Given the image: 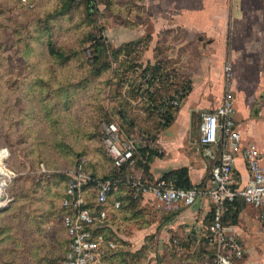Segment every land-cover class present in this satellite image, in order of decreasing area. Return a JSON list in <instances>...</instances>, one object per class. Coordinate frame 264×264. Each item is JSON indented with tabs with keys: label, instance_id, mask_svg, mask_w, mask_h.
Listing matches in <instances>:
<instances>
[{
	"label": "rangeland",
	"instance_id": "1",
	"mask_svg": "<svg viewBox=\"0 0 264 264\" xmlns=\"http://www.w3.org/2000/svg\"><path fill=\"white\" fill-rule=\"evenodd\" d=\"M146 1L96 0L89 14L84 0H0V264H64L69 242L61 200L68 178L82 155L94 171L110 167L104 140L111 124L136 148L151 147L156 157L163 156L159 138L178 112L166 130L161 125L168 110L175 113L170 102L181 93L179 82L191 94L192 66L203 53L199 45L229 44L222 64L224 93L228 90L225 64L232 62L233 47L245 43L247 25L223 17L232 10L239 13V0H202L198 5ZM245 1L255 5V0ZM254 5L249 11L255 12ZM191 8L196 10L193 20H177ZM249 23L256 43V22ZM142 39L131 55L112 52ZM49 42L72 60L60 64L52 59ZM99 43L103 45L95 51ZM254 59L246 71L242 65L239 71L234 68L230 80L240 77L246 89L263 81V92L255 103L247 99V108L260 120L254 132L264 141V69L262 73ZM159 61L172 67L176 62L178 70L165 66L152 81L149 66ZM166 75L174 83L167 84ZM203 114L193 118L195 131ZM177 212L160 206L125 221L122 234L134 239L128 240L129 249L140 256L134 264H183L180 258L198 256L199 250L178 246L186 234L169 228ZM256 217L245 206L238 224L247 233L249 254L264 256V232ZM138 225H146V233L139 234Z\"/></svg>",
	"mask_w": 264,
	"mask_h": 264
},
{
	"label": "built area",
	"instance_id": "2",
	"mask_svg": "<svg viewBox=\"0 0 264 264\" xmlns=\"http://www.w3.org/2000/svg\"><path fill=\"white\" fill-rule=\"evenodd\" d=\"M225 73L230 83L234 75L231 62L225 64ZM181 95L177 94L170 105L179 106ZM200 131V141L205 146L223 142L220 162L212 170L213 188H177L171 181L160 178L152 182L142 176L129 177L128 185L133 199H142L145 206L155 211L162 206L167 212H177L183 205L191 206L205 197L213 200L215 216L206 236V244L212 253L202 264H234L247 255V246L239 236L237 225L224 224V214L228 204L242 199L258 210V219L264 232V155L253 142L243 146L242 134L235 120V98L229 86L220 105L212 112L203 114ZM104 144L118 169L127 163L131 166L134 164L136 146L127 138L120 137L116 124L107 127ZM240 156L250 176L246 184L239 182L236 175ZM87 166L88 159L83 157L72 171V180L63 202L64 206L74 210L72 215L65 218L71 242L64 264H105V245L116 248L115 242L107 241L104 234H97V229L106 224L108 210L103 209L98 217H94L86 205L85 189L92 180L86 171ZM92 187L88 191L93 189L98 202L104 204L113 192L114 183L107 180ZM120 206L121 203L117 201L114 207L118 209ZM203 226L197 230L198 233L202 232Z\"/></svg>",
	"mask_w": 264,
	"mask_h": 264
},
{
	"label": "crops",
	"instance_id": "3",
	"mask_svg": "<svg viewBox=\"0 0 264 264\" xmlns=\"http://www.w3.org/2000/svg\"><path fill=\"white\" fill-rule=\"evenodd\" d=\"M146 2L150 5L156 3V1L153 2L152 0H147ZM167 3L171 5H198L203 2L202 0H171L167 1ZM239 5V13L233 12L232 10L227 16L223 17L224 20H238L245 22V25H247V38L245 43H243L240 48L234 46L230 53L232 57L231 63L233 65V71L234 68L239 71L238 68H241V65L243 71L248 70L251 66V60L253 59V56H255V64L256 66H259L258 69L261 68V72L263 73L264 0H255V5L249 1L246 2L245 0H239ZM250 5L255 6V12L249 11ZM195 12L196 10L191 8V11L175 17L178 18L177 20H193V18L196 17ZM153 17L162 19L161 16ZM213 18L214 16L206 19L212 20ZM251 21L256 22L255 31L256 37L258 38L256 43H253L250 39V34H252L253 31L252 24L249 23ZM228 39L230 41V36H228ZM198 47L202 48L203 53L201 57L197 60L195 59L196 62L192 66L193 88L191 94L187 96L182 103L174 123L161 134L158 143L163 156L160 158L156 157L153 160L151 163V173L152 177L157 180L167 171L186 167L189 170V177L193 185L201 186V188H213L212 170L220 162L223 142H219L217 145L213 146H205L201 144L200 124L195 131L193 118L200 112H204V114L212 112L222 101L224 95L222 64L226 57V49L228 50L229 44L225 46V43L220 42L219 44H215L214 42L206 46L199 45ZM188 59V56L184 57L186 62ZM196 69L198 71H196ZM259 83L260 85L257 83L258 87L255 86L254 89H250V86L246 89V83H241L240 77H235L234 80L230 81L229 89L232 90L235 98V120L239 125L242 134L243 146L253 142L264 155V141L258 138L254 132L255 126L260 120L252 118V110L251 108H247L250 104V101L247 99L252 98L255 103L263 92L261 88L263 81ZM249 85L251 84L249 83ZM263 112L262 110H259V118L262 117ZM236 175L238 176L239 182L243 184H246L250 177L242 156L237 159ZM247 206L251 208L253 212L257 213L256 220L261 226L258 219V210L252 206ZM145 207L147 211L152 210L147 206ZM213 208V200L207 197L198 200L191 206L183 205L181 210L177 212L175 219L169 222V228L178 230L179 233L186 234L188 237L190 232L197 231L206 223L207 217ZM243 217L252 219V216L247 213H245ZM237 226L239 236L245 240L244 237L247 233L242 229L240 224ZM137 232L142 235V233H146V229H137ZM128 240L131 242L134 241L132 237L128 238ZM247 253L248 256H246L245 259L237 261L234 264H264V256H251L248 251ZM180 260L183 264L188 263L186 258H180Z\"/></svg>",
	"mask_w": 264,
	"mask_h": 264
},
{
	"label": "trees",
	"instance_id": "4",
	"mask_svg": "<svg viewBox=\"0 0 264 264\" xmlns=\"http://www.w3.org/2000/svg\"><path fill=\"white\" fill-rule=\"evenodd\" d=\"M84 1L89 14L94 13L96 9L95 6L96 0H84ZM144 42H145L144 39L139 40L136 43L132 42L120 46L116 50L112 49V52H114L115 56L117 57H120L122 54L131 55L133 54V51H135L136 47L140 46ZM102 45L103 44L100 43L97 44L95 46V51H97L98 48L102 47ZM48 54L52 59H54L56 62L60 64H65L67 62H70V60H72V55L70 53L57 49V47L54 46L51 42L48 43ZM171 64L172 63L170 62L165 63L163 61H159L154 67L149 66V68L153 70L150 76L152 77V81H154V79L158 76V74L162 72L163 68L167 67L168 69H172L173 71L178 70L176 62L173 63V67ZM167 74L171 76V73H167ZM175 75H177L176 72ZM165 79L167 80L166 82L167 84L174 83L169 79L168 76ZM179 83L180 85L177 86L178 85L177 84L176 86L178 89L181 88V90L179 91L182 93L181 101H184V99H186L188 96L189 87L184 86L186 84H182V82ZM180 106L181 104L179 106H171L175 110V113L174 112L172 113L171 110L167 111L164 124L161 125L162 131L166 130L171 125L172 121L174 120L173 114H176L180 110ZM100 153L105 158V159L103 158L104 160L108 159V155L106 154L103 147L100 149ZM157 155L158 154L153 149H151V147L136 148L134 154V164L131 166L129 163H127L121 169H118L115 166L111 158H110L111 161H109L111 163L109 168L106 166L104 169L96 170V171L92 170L90 160L86 155H82L76 162L77 165L78 162L83 157H86L88 159V166L86 168V171L90 175L92 180L85 189V191L87 192L85 193V200L87 207L92 212V215L94 217H98L103 209H107L109 213L104 227L97 229V234H104L107 241H113L116 244L115 249H111L108 245H105L104 247L105 254L103 256V261L105 264H134L136 257H140V256H133L136 255V253L138 252L132 254V250L129 249L130 244L127 238H125L124 235L122 234L123 233L122 227L124 224L127 225L125 221L130 222L133 220H137L136 216L139 217V215L141 214L153 213L154 211L152 210L147 211L142 199H138V200L133 199V194L128 185V182L130 180L129 177L132 176L133 177L142 176L143 178H146L153 182L155 179L152 177L151 163L153 162V158L156 157ZM161 178L173 182L177 188L193 189L195 187H201L192 184L189 177V170L186 167L167 171ZM71 180L72 177L70 176L68 178L64 190V194L61 200V208L63 211L62 220H63L64 228L68 235L69 243L71 242V237L65 226V218L68 215H72L74 213V210L71 207L64 206L63 202L67 197V189L69 187ZM107 180L112 181L114 183V189L108 201L104 204H100L98 202L96 192L93 189L88 191V188L94 186L98 182L107 181ZM117 201L121 203V206L120 208L115 209L114 206ZM245 206H247V204L242 199H239L231 204H228V210L225 212L223 218L224 224L238 225L240 214L242 213ZM214 216H215V211L213 209L207 217V221L202 228V232L198 233L197 231H192L184 241L179 242L180 244L178 246L180 247L189 248L190 250H195V251L199 250V253L197 254L198 256H187L186 260L190 264H202L205 260L209 258V255L212 253L211 249H209V247L206 244V236L208 235V227H210V225L214 221ZM135 223L137 222L135 221ZM130 224L135 226L133 222H131ZM96 225H98V223H96ZM146 227H147L146 225L143 227L139 226V229H146ZM147 237L146 240L148 239ZM143 249L145 250L146 247L145 248L143 247ZM67 253H68V248L66 250L64 260L66 259Z\"/></svg>",
	"mask_w": 264,
	"mask_h": 264
}]
</instances>
